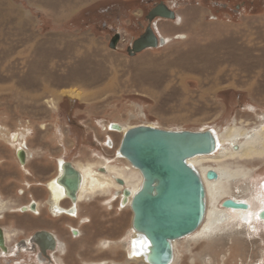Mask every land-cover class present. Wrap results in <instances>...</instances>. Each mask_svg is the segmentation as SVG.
Listing matches in <instances>:
<instances>
[{"label":"rangeland","instance_id":"1","mask_svg":"<svg viewBox=\"0 0 264 264\" xmlns=\"http://www.w3.org/2000/svg\"><path fill=\"white\" fill-rule=\"evenodd\" d=\"M75 2L0 0L1 201L19 207L45 196L37 184L57 175L60 159L124 165L123 134L110 131L112 123L219 133L264 127V0H86L71 8ZM160 2L177 16L154 22L171 42L130 56L145 15ZM21 143L31 155L26 168L17 158ZM233 162L252 171L231 192L250 197L264 181V156ZM112 193L79 205L89 222L79 239L62 233L67 264H143L128 260L133 212L119 197L110 204ZM9 209L0 215L19 216ZM256 227H233L205 243L181 241L175 264H264V230Z\"/></svg>","mask_w":264,"mask_h":264},{"label":"bare ground","instance_id":"2","mask_svg":"<svg viewBox=\"0 0 264 264\" xmlns=\"http://www.w3.org/2000/svg\"><path fill=\"white\" fill-rule=\"evenodd\" d=\"M159 38L163 40V46L171 42L170 37L159 36ZM178 38L185 39L186 37L180 34ZM137 127L140 126H124L119 123H112L110 125V131L112 130L119 134H123L118 149V158L124 161V165L119 166L103 163L95 167L94 164L72 165L64 159L58 160L57 175L48 182V188L51 192L50 209H52L51 211L55 213L56 217L68 215L72 219L79 218V205L90 201L89 198L91 196L108 194L113 191L114 193H112L110 197V204L115 202L116 197H119L120 207L123 210L130 208L133 212L132 206L134 199L139 192L143 190L146 179L143 172L134 167L130 161L120 153V149L125 135L130 130ZM144 127L159 129L150 125ZM259 128L248 130L243 127L234 126L227 128L224 133L209 130L212 132L215 139V151L208 154H198L186 160L187 164L199 175L204 185L205 215L202 224L195 232L171 242L172 259L168 264H175L178 255V246L181 241H192L193 243L210 242L213 238L224 235L231 228L236 227L240 229L244 224L248 225L250 228H257L256 225H258L264 230V181H262L260 185L258 184L259 186L255 185V189L250 197L236 196L231 192L233 184H239V182L248 179L252 171V169L241 165L233 166L236 163L233 161L237 159L241 161H251L264 156V127ZM204 131L208 130L198 132ZM12 141L13 143H17L19 141V136L14 135ZM109 145L110 147L113 146L111 140H109ZM22 151L25 152L24 161L21 162L18 155L17 158L19 163L26 168V163L30 160L31 155L28 153L26 145L21 143L17 154ZM70 166L76 171L75 175L79 180V186L77 187L74 184V188H76L74 190L71 188L73 187V179H70L73 177L75 179L76 176L68 174ZM210 172L216 174V179L208 178V173ZM65 177L69 181L67 184L63 182ZM126 189L130 192L127 196L124 194ZM68 198L73 202L70 209L62 206V202H65L64 200H68ZM229 199L237 203H245L248 208L236 209L224 207V202ZM38 205V203H35L33 207L35 212H38ZM7 207H9L8 204L0 200V214L8 209ZM27 209L28 207H25L24 210ZM74 231L77 232L78 229H74ZM6 234L8 238L11 237L10 233L7 232ZM116 242L119 244L121 243L119 240ZM105 243V245H109L110 242L106 241ZM63 248V242H60L59 251L64 252ZM151 249L152 243L146 234L136 230L134 227L133 212L130 239L128 242V260L143 264H157V261L153 260V256H150Z\"/></svg>","mask_w":264,"mask_h":264},{"label":"water","instance_id":"3","mask_svg":"<svg viewBox=\"0 0 264 264\" xmlns=\"http://www.w3.org/2000/svg\"><path fill=\"white\" fill-rule=\"evenodd\" d=\"M176 17V13L167 5H156L147 16L150 25L145 34L133 41L127 49L128 54L134 56L147 49L163 46V40L155 34L151 23L156 18L175 20ZM120 39L121 35L115 34L110 47L115 49ZM215 145L211 131H168L144 126L130 130L122 141L120 153L140 169L146 179L143 190L135 197L132 206L134 227L146 234L152 243L150 256L157 264L170 263L171 242L195 232L203 222L204 185L186 160L198 154L214 152ZM17 155L23 162L25 152ZM70 169L68 174L76 176L72 166ZM208 178L216 179V174L210 172ZM70 180L73 184L71 188L76 189L74 184L79 186L78 177ZM63 182L67 184L69 181L65 177ZM124 194H130L128 189ZM223 206L248 208L245 203L230 199ZM0 239V245H3Z\"/></svg>","mask_w":264,"mask_h":264},{"label":"flooded vegetation","instance_id":"4","mask_svg":"<svg viewBox=\"0 0 264 264\" xmlns=\"http://www.w3.org/2000/svg\"><path fill=\"white\" fill-rule=\"evenodd\" d=\"M160 3H163V2H160ZM153 8H151L148 11V13L145 15L146 24L143 29V32H144L143 34H145L148 26L150 25L147 19V16ZM158 19H162V18H156L151 23V27L153 28L155 34L159 37V34L157 33L158 30L157 28H155V23H154ZM143 34L139 35L137 39L141 37ZM48 182L49 181L37 184L38 187L40 186L42 189H45L46 195L44 196L45 197L44 201L46 202V207H42V204L40 203V201L34 200V201L28 202L27 204H22L17 209L19 216L0 215V237L2 238V241H3L2 242L3 245H0V264H9V263L11 264V262L13 264H27L28 262H25L26 260H23L22 256H24L25 259L30 258L28 264H41V263L42 264H67L64 261V259H62L61 256H64L68 253V250H69L68 248H69L70 243L69 241L65 242L63 240V237L67 236V238H70L71 240L81 238L83 236V230H81L80 227H82V225L89 222V218L83 217L81 214H79V218L77 217L76 219H72L68 215L56 217L55 213L51 211L52 209H50L51 208V192L48 188ZM20 196L29 197L30 194L27 193L26 191H22L20 193ZM64 201L67 202L66 203L67 205H64L65 202H62V206L70 209L73 203L72 200L68 198V200L66 199ZM35 203L39 204L38 212H35L32 209ZM25 207L26 208L28 207V209L24 210ZM10 217H15V218L20 217L22 219L16 220L15 223L18 226V228L13 230L12 232H8L11 235V237L8 238L6 234L7 233L6 227H4L3 225L5 222L10 220ZM61 218H67L69 222L65 223L66 222L65 220H61L63 222L58 221ZM70 220L76 221V224L72 225L70 223ZM11 222L13 221L11 220ZM56 225H58V227ZM28 228H30L29 231L27 230ZM74 229H78V231L75 232ZM63 232H64V236L62 235ZM0 242H1V239H0ZM60 242L61 243L63 242V247H64L63 253L59 251Z\"/></svg>","mask_w":264,"mask_h":264},{"label":"crops","instance_id":"5","mask_svg":"<svg viewBox=\"0 0 264 264\" xmlns=\"http://www.w3.org/2000/svg\"><path fill=\"white\" fill-rule=\"evenodd\" d=\"M29 3H30V5L31 6H34V0H27ZM82 1L83 2H86V0H76V2L75 3H73V4H71L70 6H71V8L73 7V5H77V4H81L82 3ZM102 2V1H101ZM36 3V2H35ZM100 3V2H99ZM37 5H38V3H36ZM37 8H39V7H37ZM85 10V9H84ZM84 10L82 11V12H80L78 15L79 16H81V14L84 12ZM76 19V18H75ZM40 201V203H42V207H46V202L44 201L45 200V197L44 196H41L40 198H38V197H34L33 199H31V200H28L27 201V203L28 202H30V201ZM12 202V203H11ZM27 203H25V204H27ZM16 202H13V200L12 201H9V204H8V206L10 207V209H9V211L10 212H15V211H17V209L20 207H17L16 206ZM8 207V208H9ZM7 212V209H6V211H4V213H6ZM3 213V214H4ZM20 218V217H19ZM18 217H10V220H8L7 222H5L4 223V227H6V230H7V232H12L13 230H15V229H17L18 228V226L16 225V220H18L19 219ZM25 218V217H24ZM23 218V219H24ZM26 219V218H25ZM11 220L13 221V222H11ZM28 231L30 230V228H28L27 229Z\"/></svg>","mask_w":264,"mask_h":264}]
</instances>
